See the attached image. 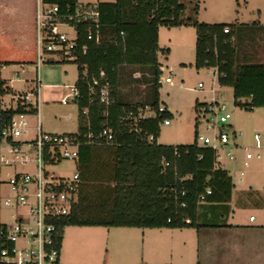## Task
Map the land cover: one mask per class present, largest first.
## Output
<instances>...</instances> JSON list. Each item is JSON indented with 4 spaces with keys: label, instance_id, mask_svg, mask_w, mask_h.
<instances>
[{
    "label": "trees",
    "instance_id": "16d2710c",
    "mask_svg": "<svg viewBox=\"0 0 264 264\" xmlns=\"http://www.w3.org/2000/svg\"><path fill=\"white\" fill-rule=\"evenodd\" d=\"M190 5L191 11L186 14L188 6L181 0L103 1L99 43L87 40L89 25L77 26L80 45L89 46L85 54L72 61L79 65L76 84L80 97L75 99L79 106L78 131L87 133L100 128L104 106L97 98L91 101L88 81L105 70L115 97L109 119L116 136L110 142L102 140L81 146L77 162L81 177L79 200L70 214L57 221L60 247L67 226L198 230L227 226L235 186L233 177L217 162L212 148L197 142L201 113L208 110V102L196 100L199 115L193 143L162 144L158 142L160 120L171 116V112L167 110L159 118L141 120L137 129L133 128L129 112H136L143 102H126L119 89L127 82L125 73L138 70L141 76L131 77L132 81L146 83L148 102L158 107L161 85L158 79L163 73L159 61L160 26L191 25L197 31L195 66L198 69L215 67L218 83L233 88L236 105L249 111L264 107V61L258 59V48H252L255 36L264 33V24L260 20L253 23L201 21L200 0H190ZM162 51L167 54L170 49ZM5 84L0 76V100L6 93H16ZM87 106L90 128L82 113ZM16 111L22 108L4 110L0 102V142L6 121ZM36 112L37 109L30 110V113ZM149 134H154L157 141L150 142ZM164 158L170 162L166 168L162 163ZM208 187L212 192L205 201H199L200 194ZM183 202L186 206H182ZM4 225L0 223V230ZM0 264L14 263L0 260Z\"/></svg>",
    "mask_w": 264,
    "mask_h": 264
},
{
    "label": "rangeland",
    "instance_id": "374dc122",
    "mask_svg": "<svg viewBox=\"0 0 264 264\" xmlns=\"http://www.w3.org/2000/svg\"><path fill=\"white\" fill-rule=\"evenodd\" d=\"M4 1L11 10L8 13H3V10L0 12V26H6L8 30L6 35L0 33V60L16 61L24 59V56L30 57L27 48H31V54L32 48L34 49L37 59L34 26H32V21L28 15L29 6L35 5L36 0ZM181 1L187 4L186 14H189L191 11L190 0ZM198 17L201 21L209 23H253L260 20L264 24V0H200ZM255 38L252 48H258V59L264 61V33L257 34ZM196 39L197 31L194 26H160L159 46L161 50L159 51V61L162 63V77L165 78L170 75L173 84L163 83L159 87L160 103L164 104L172 115L169 116L171 120L169 125H160L158 142L173 145L193 143L196 139V118L199 115L196 109V100L202 103L218 100L226 105L224 112L231 113V117L224 125H218L220 128H224L230 136V145L226 149H232L231 143H238L242 148L236 150V155L239 152L245 158V146H249L251 151L261 154L260 157L250 160L248 167L243 164L240 170L235 171V176L237 177L240 171L244 172L243 176L245 177L250 173L257 174L260 171L262 174L260 181L264 187V171L257 167L258 162L264 160V107H257L249 111L241 105H236L233 88L218 83L215 67L198 69L195 66ZM166 48H169L170 51L164 54L162 50ZM24 65L23 68L21 62L6 63L1 72V76L14 79L12 84L18 90H23L33 83L32 78L37 66L35 62H26ZM135 71L132 72L131 69L127 71L125 73L127 82L119 87L126 102H135L147 98L146 83L131 79V77L136 78L131 74ZM78 76L79 65L76 62H44L41 64L40 78L42 81L50 78L51 81H59L64 85L63 88H52L55 92L53 100L40 103L44 130L48 131L50 127L56 126L65 129L73 128V121H76L77 114H79V106L74 98H71L67 104L61 103L60 100L62 96L71 92L69 86L76 84ZM36 114L31 113L27 116L32 133H34V126L37 121ZM212 116L208 112L205 115L201 113L198 134L214 133L213 128L208 129L210 123L208 119ZM241 132L243 134H240ZM257 132L262 134L261 149L253 147L255 143L254 134ZM1 142L3 153L8 159H11L13 156L9 152L11 144L4 138ZM17 164H19L17 168L34 170L32 164ZM221 165L229 169L231 168V160L224 158ZM15 166V164L6 165L0 161V221L9 224L15 221L13 215L21 210L20 207L15 208L4 203L5 197L11 192L7 181L12 176ZM46 168L55 171L57 175L70 176L76 170L77 162L62 159L56 164H47ZM261 212V210L254 208L240 212L237 210V214L243 218H249L253 214L259 219ZM142 230L128 227H66L60 264H159L156 259L160 260L164 257L148 245L147 240H144ZM183 237L176 239V248L174 247L171 252L167 251V254L172 255L177 264H197L204 261L202 258L208 257L206 263H212L211 256L214 250L203 245L198 254L197 238L194 236V242H192L191 235H184ZM163 263L160 262V264Z\"/></svg>",
    "mask_w": 264,
    "mask_h": 264
},
{
    "label": "built area",
    "instance_id": "2783aa9c",
    "mask_svg": "<svg viewBox=\"0 0 264 264\" xmlns=\"http://www.w3.org/2000/svg\"><path fill=\"white\" fill-rule=\"evenodd\" d=\"M103 1L74 0H36L34 15V32L37 64L34 70L33 85L31 88L16 92L6 93L2 97L1 107L4 110H17L9 121H6L1 135L11 146L9 152L13 154L11 159L0 151V161L4 164L20 165L32 164L34 170H17L10 176L7 183L11 192L5 197L4 203L20 211L14 214L15 221L5 225L0 230V260L14 264H60L61 248L58 243L59 227L57 221L70 214L79 200V188L81 177L79 170L70 176L57 175L55 171L46 168L47 164H56L62 159H69L78 162L80 148L83 144L110 142L115 139L116 132L110 124L109 109L114 102L111 83L105 70L94 75L89 81V92L91 101L97 100L104 106L103 118L100 121V128L97 131L89 130L87 133L80 131L74 133H57L44 130L38 122L34 126V133L29 126L27 116L31 109L39 111V89L41 86L40 67L44 62H67L79 58L81 53L85 54L88 44L80 45L78 41V25H89L87 40L99 43L101 12L100 4ZM228 32L229 28H225ZM162 68V67H161ZM24 71V69H22ZM86 74V72H84ZM217 74V70H216ZM134 77L141 76V72L135 71ZM84 78V76H83ZM160 84H173L170 75L165 78L159 77ZM201 85V84H200ZM71 92L62 98L63 103H69L71 98L80 97V88L77 84L70 85ZM143 102L136 112L130 111L129 117L134 123L133 128L141 120L159 118L168 108L159 103L154 107L148 99L138 100ZM135 101V102H138ZM130 102V103H135ZM226 105L218 100L208 103V110L203 113H210L208 129L213 128V134H198L197 142L201 146L212 148L216 154V160L220 164L224 158L235 160L236 150L242 148L238 143H231L232 149L226 148L230 145V136L218 125L225 124L231 117L230 112H224ZM83 115L87 118L86 126L91 127L89 120V107L82 109ZM171 120L165 117L160 120V125H169ZM240 134H243L242 132ZM237 134L235 133V136ZM24 136V137H22ZM262 134H254L255 149H261ZM10 139V140H9ZM147 139L150 142L157 141L154 134H149ZM2 142H0L1 148ZM225 149V150H224ZM244 166H249V161L260 157L259 152L250 150L245 146ZM223 150V152H221ZM163 166L166 168L170 162L163 159ZM244 174L240 173V177ZM212 192L208 187L199 196V201L206 200L207 195ZM182 206H186L183 202ZM254 218V216H252Z\"/></svg>",
    "mask_w": 264,
    "mask_h": 264
},
{
    "label": "crops",
    "instance_id": "0c3cea01",
    "mask_svg": "<svg viewBox=\"0 0 264 264\" xmlns=\"http://www.w3.org/2000/svg\"><path fill=\"white\" fill-rule=\"evenodd\" d=\"M8 13L11 9L8 7V4L4 0H0V12ZM29 19L32 21V26H34V15H35V5L29 6ZM10 28V27H8ZM8 32L7 27L1 25L0 33L6 35ZM35 40V39H34ZM196 44V43H195ZM36 48V47H35ZM30 54V57H25L21 60H0V76L2 69L6 62H21L22 67L26 62H35L34 49L32 48V54L30 52L31 48H27ZM5 80L6 86L12 88L14 92H20L31 88L32 84H29L27 88L23 90H18L12 83L14 82L13 78L3 77ZM48 78V77H47ZM63 83L59 81H51L50 78L46 81H42L39 89V100L42 102H49L53 100L55 92L52 88H63ZM66 86V85H65ZM60 95V94H59ZM65 96V95H64ZM62 96V98L64 97ZM62 98L60 100L62 102ZM65 104V103H63ZM67 104V103H66ZM36 124L41 120L40 107L39 111L36 112ZM74 118V117H73ZM43 126V124H42ZM76 127V128H75ZM79 130V114H77L76 121H73L72 129H65L59 126L50 127L48 131L57 132V133H74ZM0 151L3 152V145L1 144ZM245 158L239 152H237L235 160H231V168H227L233 177L234 189L232 193V198L230 202V212L226 220L227 226L215 227V228H139V227H128V228H138L143 229L144 240H147L148 245L156 249L160 254L163 255V259H156V262H164L163 264H177V261L173 259L172 255H168L167 251L176 248V239H180L184 235H191L192 242H194V236L197 238L199 251L203 245H206L207 248L214 250L212 258V263L209 264H264V187L261 185L262 174L258 171L257 174L250 173L249 175L241 176L238 173L237 177L235 176V171L240 170L244 164ZM222 162H220L221 165ZM257 167L263 169L264 171V160L263 162H258ZM222 166V165H221ZM223 167V166H222ZM78 169V168H77ZM231 169V170H230ZM17 170H23L20 168H15L14 172ZM256 170V168H255ZM13 172V173H14ZM264 177V176H263ZM1 188V186H0ZM257 209L261 210L260 218L253 214L247 217H241L240 214H237V210L242 211L246 209ZM254 216V218H252ZM258 220V221H257ZM0 223H7L2 222ZM70 227V226H67ZM78 227H87V226H78ZM90 227H104V226H90ZM110 228V227H107ZM65 232V230H64ZM184 238V237H183ZM180 247V246H178ZM165 255V256H164ZM170 256V257H167ZM166 258V259H165ZM209 258V257H208ZM208 258H202L201 264H208L206 260ZM155 262V261H154Z\"/></svg>",
    "mask_w": 264,
    "mask_h": 264
}]
</instances>
